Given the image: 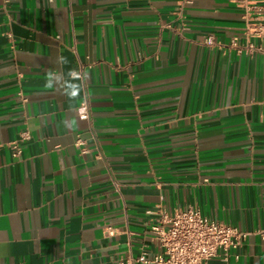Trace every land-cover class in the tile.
<instances>
[{"label": "crops", "instance_id": "obj_1", "mask_svg": "<svg viewBox=\"0 0 264 264\" xmlns=\"http://www.w3.org/2000/svg\"><path fill=\"white\" fill-rule=\"evenodd\" d=\"M241 16L238 0H0V264H142L159 207L247 232L204 264H264V56L228 48Z\"/></svg>", "mask_w": 264, "mask_h": 264}, {"label": "built area", "instance_id": "obj_2", "mask_svg": "<svg viewBox=\"0 0 264 264\" xmlns=\"http://www.w3.org/2000/svg\"><path fill=\"white\" fill-rule=\"evenodd\" d=\"M238 6L242 10V33L230 38L228 48L237 53L247 51L264 56V1L238 0ZM205 43L215 44L214 36H207ZM82 69L80 66L72 71V75L80 77ZM77 114L79 118H88L85 99L77 106ZM8 145L13 149V155L21 154L17 141ZM154 212L158 216L150 223L149 231L158 242L160 251L151 256L142 251L134 261L142 264H204L215 257L225 261L231 256L239 257L236 250L247 232L237 226L208 218L197 207L179 208L170 213L159 207ZM115 264H133V260H118Z\"/></svg>", "mask_w": 264, "mask_h": 264}, {"label": "clouds", "instance_id": "obj_3", "mask_svg": "<svg viewBox=\"0 0 264 264\" xmlns=\"http://www.w3.org/2000/svg\"><path fill=\"white\" fill-rule=\"evenodd\" d=\"M60 59L62 62H64V60H65V58H63V57H61ZM52 76H53V74H52L51 70H49V72L47 73V79H46V87H48V88H52L54 86V84L52 82ZM67 95H68L69 99L75 100L78 97V92L76 91V88H75L71 91V93H69ZM71 110L72 109L70 108V111Z\"/></svg>", "mask_w": 264, "mask_h": 264}]
</instances>
